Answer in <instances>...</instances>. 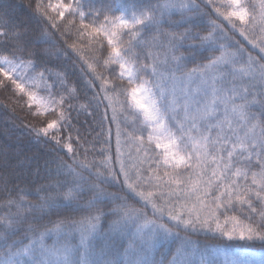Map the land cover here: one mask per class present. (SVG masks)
<instances>
[{
    "label": "snow or ice",
    "instance_id": "snow-or-ice-1",
    "mask_svg": "<svg viewBox=\"0 0 264 264\" xmlns=\"http://www.w3.org/2000/svg\"><path fill=\"white\" fill-rule=\"evenodd\" d=\"M26 7L0 14V89L52 148L0 175V264H264V0ZM73 54L102 97L79 103L74 71L51 66ZM97 99L99 152L74 128Z\"/></svg>",
    "mask_w": 264,
    "mask_h": 264
},
{
    "label": "trees",
    "instance_id": "trees-1",
    "mask_svg": "<svg viewBox=\"0 0 264 264\" xmlns=\"http://www.w3.org/2000/svg\"><path fill=\"white\" fill-rule=\"evenodd\" d=\"M35 0H33V3ZM47 2V0H45ZM95 3L101 2V0H93ZM103 2H116V0H103ZM121 3H126L128 0H120ZM28 0H0V14L7 12L14 21L24 20L30 15V10L26 7ZM209 25V18L205 17L202 21V26L207 27ZM35 27V23L32 24ZM59 40V33L55 38ZM241 39V38H239ZM242 40V39H241ZM245 46L250 49L247 42H244ZM82 62H78L77 58L73 54V59L65 61V58L61 56L59 61H54L51 65L55 70V65L66 67L70 72L74 71V75L70 76V80L77 82L80 95L83 97L79 103H83L85 99H92L97 94L102 97L103 93H97L99 88V82H97L96 89H90L88 86V80L91 76L90 70L87 65L81 67ZM74 65V68H73ZM88 75H85V74ZM105 104L100 103L99 99L93 101L90 111H94V116H88L87 113L78 117V123L74 125V128H79L81 132V143L90 151L94 150L99 152L101 149H107L109 147L108 141V129L109 123L107 120H103L105 113ZM35 110V109H33ZM76 116V113H73ZM109 118L111 112H108ZM103 123L101 124V121ZM30 125L39 127V121L32 116L28 111L26 101L17 102V97L13 96L11 89H0V175L6 176L11 180H15L16 175L23 171L18 165L23 161V157H37L40 162L43 163L44 159L50 158L51 145L36 144L34 142V133H30ZM83 125V127H81ZM111 152L115 154V125L111 126ZM100 134L99 136L97 134ZM75 136V132H73ZM83 151V149L81 150ZM23 153L19 159L17 153ZM55 153H53L54 155ZM64 159L71 163V160L66 154H62ZM92 158L91 156L89 157ZM99 159V157H96ZM149 213L151 209H148ZM104 226H107V222H103ZM193 239L202 243L213 244L215 241L206 240L202 235H195Z\"/></svg>",
    "mask_w": 264,
    "mask_h": 264
},
{
    "label": "rangeland",
    "instance_id": "rangeland-1",
    "mask_svg": "<svg viewBox=\"0 0 264 264\" xmlns=\"http://www.w3.org/2000/svg\"><path fill=\"white\" fill-rule=\"evenodd\" d=\"M242 39V38H241ZM250 46V50H252L251 49V45H249ZM252 54L254 55V56H258V54H259V51H258V49H256V50H252Z\"/></svg>",
    "mask_w": 264,
    "mask_h": 264
}]
</instances>
